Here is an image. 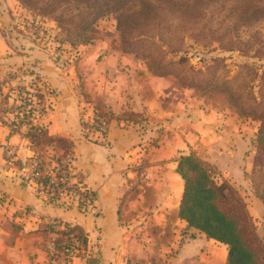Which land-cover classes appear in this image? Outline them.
I'll return each mask as SVG.
<instances>
[{
	"label": "crops",
	"instance_id": "crops-1",
	"mask_svg": "<svg viewBox=\"0 0 264 264\" xmlns=\"http://www.w3.org/2000/svg\"><path fill=\"white\" fill-rule=\"evenodd\" d=\"M79 50L76 66L63 68L32 52L49 91L43 130L49 140L69 146L67 153L49 151L72 158L77 177L94 195L92 208L81 212L38 195L27 180L37 146L22 127L13 131L0 122V264H50L48 244L55 241L60 249L62 242L51 229L64 225L79 228L85 238L84 253L69 264H226L227 246L178 216L183 180L177 160L195 155L206 139V114L188 88L142 72L134 59L108 50L97 65V58L89 62L90 53ZM98 104L111 112L109 131L104 140L87 139L80 113ZM126 112L152 121L124 119Z\"/></svg>",
	"mask_w": 264,
	"mask_h": 264
},
{
	"label": "rangeland",
	"instance_id": "rangeland-1",
	"mask_svg": "<svg viewBox=\"0 0 264 264\" xmlns=\"http://www.w3.org/2000/svg\"><path fill=\"white\" fill-rule=\"evenodd\" d=\"M135 8L141 9L140 15L151 10L149 25L131 29L123 22L125 30H119L116 19L127 20L125 13ZM186 10H193L198 21H184L180 13ZM0 43V104H6L0 107V122L28 132L37 146L33 155L47 157L49 149L67 151L69 146L49 140L40 118L16 125L23 93L32 101L34 97L35 104L49 93L36 72L39 59L32 50L61 68L76 66L79 49L90 53L85 55L89 62L109 50L134 59L142 72L158 77L156 67L161 65L173 72L163 76L172 83L182 86L181 79L194 86L188 88L189 96L209 126L194 156L209 165L218 183L226 182L238 192L264 243V203L258 196L262 187L253 172L255 137L264 121V0H0ZM129 62L122 65L129 67ZM91 108L105 112L110 121L111 112L103 105H88L85 112ZM122 116L140 124L148 120L131 112Z\"/></svg>",
	"mask_w": 264,
	"mask_h": 264
},
{
	"label": "trees",
	"instance_id": "trees-1",
	"mask_svg": "<svg viewBox=\"0 0 264 264\" xmlns=\"http://www.w3.org/2000/svg\"><path fill=\"white\" fill-rule=\"evenodd\" d=\"M128 1L132 3L134 0ZM150 11L140 15L141 9L135 8L132 12L125 13L127 20L116 19L118 29L125 30V26L122 25L123 22H126L131 29H136L142 25L147 27L150 23L148 21ZM180 14L187 18H184L186 22L192 20L195 23L198 21L193 10H186L185 13ZM150 62H153V59H150ZM161 68V65H157L156 76L173 75L171 70H162ZM180 82L184 87L194 88L181 79ZM57 143H64V141L59 139ZM255 144L257 145L255 151L257 157L254 158L255 168H253V172L256 173V179L261 182L262 189L258 196L264 203L263 120L256 134ZM63 151L67 153L66 150L63 149ZM256 166L258 167L257 170ZM176 171L183 180L178 216L185 220L188 226L202 231L207 237L217 242L225 244L227 246L226 264H264V243L260 242L257 237L246 205L238 192L226 182L218 183L211 175L209 165L193 154L180 156L177 160ZM53 225L56 226L55 223ZM51 230L61 236L71 234L85 244L84 236L75 226L64 225L61 229L52 228Z\"/></svg>",
	"mask_w": 264,
	"mask_h": 264
},
{
	"label": "built area",
	"instance_id": "built-area-1",
	"mask_svg": "<svg viewBox=\"0 0 264 264\" xmlns=\"http://www.w3.org/2000/svg\"><path fill=\"white\" fill-rule=\"evenodd\" d=\"M17 106V114L21 118L16 125H26L27 119L37 118L41 121L48 113L46 98L38 99L37 104L31 99L28 92L20 96ZM42 101V102H41ZM40 106L39 110H36ZM83 108L80 114V129L87 139L104 140L109 131V118L105 112H99L91 108L85 112ZM34 117V118H33ZM16 127V126H15ZM45 156L33 155L32 164L29 167L27 180L34 186L35 191L47 202L63 201L67 206H74L81 212H89L94 202L93 193L83 184L73 170L72 158L66 155L55 156L50 151ZM61 248L56 247L55 241L48 244V257L50 264H69L73 256L84 253L85 244L82 240L71 234L61 236ZM64 257V260H58Z\"/></svg>",
	"mask_w": 264,
	"mask_h": 264
}]
</instances>
